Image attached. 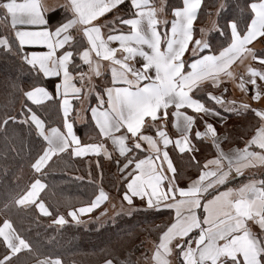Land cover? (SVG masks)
I'll return each mask as SVG.
<instances>
[{
    "label": "snow or ice",
    "instance_id": "1",
    "mask_svg": "<svg viewBox=\"0 0 264 264\" xmlns=\"http://www.w3.org/2000/svg\"><path fill=\"white\" fill-rule=\"evenodd\" d=\"M207 7L181 0L169 20L166 0H0V85L24 99L18 111L5 105L0 113V160L9 150L20 155L10 143L15 129L31 138L29 179L0 200V264H63L18 231L13 209L34 208L63 230L102 205L98 225L109 215L167 217L147 221L157 238L138 258L146 241L136 245L131 230L118 234L115 242L131 247L104 264H172V257L176 264H264V172L248 171L264 167V47L256 46L264 45V0H214L211 27H198ZM247 59L254 62L247 75H236L233 65ZM229 83L259 106L229 99ZM53 104L58 124L43 115ZM225 112L255 120L238 137L242 147H225L234 142ZM77 122L94 135L82 139ZM176 152L196 170L184 183ZM65 157L86 162L100 182L87 202L61 212L41 193ZM105 164L115 169L107 190Z\"/></svg>",
    "mask_w": 264,
    "mask_h": 264
},
{
    "label": "trees",
    "instance_id": "2",
    "mask_svg": "<svg viewBox=\"0 0 264 264\" xmlns=\"http://www.w3.org/2000/svg\"><path fill=\"white\" fill-rule=\"evenodd\" d=\"M204 3L208 7L202 8V13L203 15H208V12L212 11L214 0H204ZM171 8L168 5V13L171 11ZM27 77V72L22 73L21 81L25 82ZM23 103L24 99L22 96L14 98L11 95V90L6 93L3 86L0 85V113L5 110V105H7V110L18 111ZM43 115L51 124H58L60 122V116L56 111L55 104L47 112H44ZM77 130L81 135L86 134L89 132L88 130H92V126H86L85 124L77 125ZM15 133L16 138L11 140L10 143L17 146L20 155L17 156L15 152L9 150L7 161L0 160V165L6 163L9 168L6 174L0 172V200L5 198L7 190L16 189L17 184L23 186L30 177L27 167L28 152L26 147L30 145L31 138L21 132L20 129H15ZM4 143V140L0 138V153L3 152ZM84 163L81 159L65 157L54 164L45 179L48 187L41 193V196L45 198L46 204H49L53 208L58 207L61 212H65L68 204L78 207L93 197L98 177L95 175L94 179L96 181H89L87 171L81 167ZM73 165H76L78 168L76 174L69 171V167ZM112 172H115V169L109 170L105 164L102 179L106 189L111 188ZM77 175H80L83 179L75 177ZM9 215H11L18 231L32 242L41 253L52 255L53 258L59 256L63 264H104L105 259L110 253L123 259L131 245L121 247L117 244L115 240L118 234L123 235V233L131 230L135 237L134 243L139 245L142 238L140 233L144 231V227L142 226L147 225V221L156 222L159 219L167 218L165 215L148 218L138 216L136 219H132L126 215H120L116 220L102 225H98L96 222L87 226L72 224L63 230H54V226L51 225L50 220L43 217L34 208L23 211L13 209ZM1 218L2 216H0ZM144 233L145 235H151L146 230ZM136 253L137 251L135 255Z\"/></svg>",
    "mask_w": 264,
    "mask_h": 264
},
{
    "label": "crops",
    "instance_id": "3",
    "mask_svg": "<svg viewBox=\"0 0 264 264\" xmlns=\"http://www.w3.org/2000/svg\"><path fill=\"white\" fill-rule=\"evenodd\" d=\"M52 2H53V0H48V3H52ZM151 2L154 5L159 6L161 4L162 0H151ZM166 3H167V5H169L171 7H174L176 5H179L181 3V0H166ZM212 12H214V10L210 11L209 13H212ZM165 16H166L167 19L171 20L172 12L170 11L168 13L167 9H166V13L162 14V18H164ZM215 18L216 17H215L214 14L207 15V19H205L206 20L205 24L204 23L200 24V20H204V17L201 16V17L198 18L197 26L198 27H211V25H212L213 21L215 20ZM9 26H10V20H9ZM4 32H5V27H4L3 24H0V34H3ZM9 32H10V27H9ZM256 46L258 48L264 47V45H259V44H257ZM249 63H254V62H252L250 59L245 60L243 63L237 62L236 64L233 65L234 73L236 75H240V74L247 75L246 66ZM106 75H109V74L106 73ZM97 82H99V81H97ZM228 87L230 89V93L228 94V98L229 99L235 98L237 101H242V102H245V103H251L253 107H258L259 106L260 102L251 100L250 99L251 93L243 94L241 92V90L238 88L236 83H229ZM90 103L93 104V105L95 104V98L94 97H92L90 99ZM87 106L88 105L86 104L85 107H87ZM82 114L85 116L86 119H88V118L90 119V113H82ZM224 117H225V121L227 123V128L232 130V135L234 137L233 144L232 145H227L226 144L225 147L226 148L234 147V146L242 147L243 146V142H242V140L238 139V137L239 136H243L244 135V130L249 126V122L255 123V120L252 118L251 115H249L247 118H243V117L230 116L227 112L224 113ZM60 119H61V117H60ZM77 125H83V123L77 122L76 130H77ZM217 128H218L219 131H224L225 130L223 124H217ZM88 131L89 132L86 133V134H82V135L80 134L82 136V139H87L89 136L94 135V128L93 127H92V130H88ZM169 131L174 133L176 130H175L174 127H170ZM77 132H78V130H77ZM78 134H79V132H78ZM245 138H247V137L245 136ZM203 151H204L205 155H208L210 153V149H207V148H205ZM173 155H174V158H175V162L179 166V169L184 173L185 179L182 180L181 183L186 182V178L188 176L194 177L195 174H196V170H195L194 167H191L188 164L187 157L186 156H182L178 152L174 153ZM76 159H80V158H76ZM201 159H202V157H201ZM248 171L254 172L258 176L261 172H264V167L257 166L256 168L250 169ZM246 174H247V172H246ZM238 179H242V178H238ZM114 197H116V196H114ZM103 207L104 206L102 205L101 209ZM97 210H100V209H97ZM97 210H95V211H97ZM172 264H176V258L175 257H172Z\"/></svg>",
    "mask_w": 264,
    "mask_h": 264
},
{
    "label": "rangeland",
    "instance_id": "4",
    "mask_svg": "<svg viewBox=\"0 0 264 264\" xmlns=\"http://www.w3.org/2000/svg\"><path fill=\"white\" fill-rule=\"evenodd\" d=\"M213 10H214V9H213V7H212V11H213ZM209 12H210V11H209ZM209 12H208V13H209ZM206 15H207V14L203 15V16H204V20H200V24H202V23L205 24V22H206L205 19H207V16H206ZM208 15H209V14H208ZM81 167H82L85 171H87V177H88V180H89V181H96V179H94V178H95V175H97V172H96V171H93L92 176L89 177V176H88V165H87V163L85 162L84 164L81 165ZM69 171H70V173H75V174H76L77 171H78V168H77L76 165H73V166L69 167ZM72 176H74V175H72ZM75 177L78 178V177H81V176H80V175H77V176H75ZM97 177H98V175H97ZM98 181H99V178L97 179L96 182L99 183ZM106 190H107V189H106ZM112 195L116 196V197H115V198H116V203H117V205H119V197L116 195V193H115L114 191L112 192ZM78 207H79V206H78ZM100 211H101V209H100V210H97V211H94V212L91 213V214L84 215V216L82 217V219L85 221V223H83V224H81V225L87 226V225L93 224L94 222L97 223L95 217L99 216ZM90 217H91V218H90ZM118 217H119V216H115V217H113L112 215L106 216V217L103 218V224L108 223V222H112V221L116 220ZM2 218H3V217H2ZM2 218H1V219H2ZM166 219H167V218L159 219L158 221L154 222V224H155V225H160V224H162ZM142 227H144V228H143L144 231H142V232L140 233V235L142 236L141 240L146 241V243H145L144 247L140 249V251H137V253H136V255H135V257H137V258L140 256L141 252H143V251H145V249H148V248L151 247V243H150V241L156 240V238H157V235H156L155 230H153V231L150 232L151 235H148V234L145 235V233H144L146 229H149V228H152V227H153L152 224H149V223H148L147 225H143ZM148 232H149V231H148ZM140 235H139V236H140ZM143 236H144V237H143ZM2 250H3V249L0 248V251H2Z\"/></svg>",
    "mask_w": 264,
    "mask_h": 264
}]
</instances>
